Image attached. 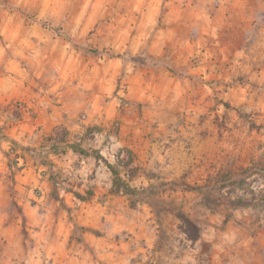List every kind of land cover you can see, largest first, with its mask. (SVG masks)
<instances>
[{"label":"rangeland","instance_id":"rangeland-1","mask_svg":"<svg viewBox=\"0 0 264 264\" xmlns=\"http://www.w3.org/2000/svg\"><path fill=\"white\" fill-rule=\"evenodd\" d=\"M57 128L110 164L131 150L159 196L131 207L102 161L53 153ZM0 129V264H209L237 245L219 230L258 241L264 0H0ZM178 213L206 231L191 249Z\"/></svg>","mask_w":264,"mask_h":264},{"label":"trees","instance_id":"trees-1","mask_svg":"<svg viewBox=\"0 0 264 264\" xmlns=\"http://www.w3.org/2000/svg\"><path fill=\"white\" fill-rule=\"evenodd\" d=\"M8 107L9 105L7 106V108ZM34 117L35 116H32V118ZM59 130L61 131L60 135L58 132ZM89 131L90 129L87 128L84 136H87ZM67 137H68V131L63 128L62 129L57 128V132L53 133V135L48 136V139L53 141L52 148L54 154L60 153L59 146L57 145L65 144L67 145V149L71 150L75 154H79L86 157L93 156L96 160L102 161L106 166V168L109 170V172L112 174L113 176L112 192L114 194H122L129 197L131 207H135L139 203H146V204L150 203L146 201V198L147 196L154 195L155 193L154 187L149 186L148 188L137 190L136 188H131L120 176L118 166L133 170V164L135 160L131 150L127 148L120 149L116 155V163L110 164L99 154V152L93 151V154H89L84 148H82L79 142L68 143ZM0 138L9 141L10 144L13 146L17 145L15 141L8 140V138L1 133V129H0ZM10 150L11 151L5 153V155L10 161L9 167H11L12 163L14 165H17V159L22 157L18 154H14L12 148ZM12 155L14 156L12 157ZM142 174L149 179H151L152 177L151 174L145 172ZM130 177L132 178L133 175H130ZM188 189L196 190V188H188ZM74 195L75 197H77V199L80 200L86 199L84 196L80 195L79 193H74ZM88 195L90 196V194ZM176 217L180 221L179 229L185 235L186 239L191 241L192 243L196 242L200 238V234H201V229L198 223L190 219L187 215L183 213H178Z\"/></svg>","mask_w":264,"mask_h":264},{"label":"crops","instance_id":"crops-1","mask_svg":"<svg viewBox=\"0 0 264 264\" xmlns=\"http://www.w3.org/2000/svg\"><path fill=\"white\" fill-rule=\"evenodd\" d=\"M133 155H134V153H133ZM134 160L137 161L136 156H134ZM135 161L133 164V169H135V170H133L134 175L131 178V180H134L135 178H138V177H143L145 179L147 185L146 186L142 185V187L139 188V190L148 188L149 186H152L155 188L156 182L154 183V178L151 177V179H149V178L145 177L143 174H141L140 169L138 168L137 164H135ZM122 168L123 167L118 166L119 171ZM108 172H109V170H108ZM120 175H121V172H120ZM112 181H113V176H112ZM136 189L138 190V188H136ZM111 192H112V182H111ZM115 195H119V194H115ZM120 195H122V194H120ZM158 196H159V194L147 196L146 201H148V202L153 201ZM126 198L130 201L129 197L126 196ZM139 205L149 206L146 203L137 204V206H139ZM151 211L153 212L152 208H151ZM154 216L156 217V215H154ZM179 225H180V221H179V224L177 226V231H178V234L182 237V243H183L184 248L185 247L190 248V249L193 248L194 245H198L200 242H202L204 240V237L207 236L205 229H203L201 227V225L198 224L200 226V229H201L200 238L196 242L192 243L191 241L187 240L185 235L180 231ZM242 231H246V233L244 234V233H242ZM218 233L220 236L219 240H222L223 237H225V235H227L228 239L230 238L229 240H232L231 238H233V240L237 242V245L235 247H233L234 249L228 251L224 247H222L221 244L218 243V245H217V242H215V247H216V249H219L220 253H218L215 250L213 252V256H211L212 259L208 261L209 264H264V232L257 234V235L261 236V238H262L258 241L252 237H248V233H249L248 229L229 228V229H225L222 231L219 230ZM163 235L165 236V234L162 230H156V241L154 243L155 251L160 249L161 246L163 245L161 243ZM214 235L216 236V233ZM235 235H237L239 238H235L236 237ZM243 235L245 236L244 238L242 237ZM222 248H224V249L222 250ZM181 256H182V254L178 253L177 255H174V259H178ZM228 257H229V260L227 259ZM235 259H240V262L237 263L235 261ZM197 264H202V263H201V261H198Z\"/></svg>","mask_w":264,"mask_h":264}]
</instances>
